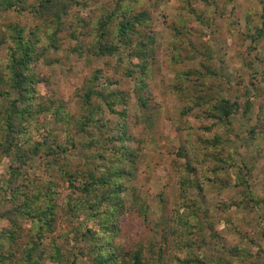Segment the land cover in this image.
<instances>
[{"label": "rangeland", "instance_id": "1", "mask_svg": "<svg viewBox=\"0 0 264 264\" xmlns=\"http://www.w3.org/2000/svg\"><path fill=\"white\" fill-rule=\"evenodd\" d=\"M78 1L83 5L73 8L69 20L79 40L64 28L59 35V50L50 49L36 65L39 75L47 80L39 88L47 98L62 103L73 122L85 114L79 89L96 71L101 72L99 86L109 80L115 83L109 89L129 95L126 109L131 140L127 145L138 159L130 181L134 193L121 196L127 211L118 243L125 248L141 244L146 255L153 258L151 264H161L151 249L155 251L163 243L161 234L177 208L176 167L183 163V156L188 158L199 150L200 138L214 137L222 130L223 122L208 120L205 110L210 108L208 101L212 98L223 97L233 105L237 103L233 106L236 113L224 122L231 133L223 136L229 141L221 147L223 157H231L232 162L217 176L207 172L212 180L199 181L201 192L191 189L188 195L198 206L193 222L203 227L214 256L235 260L228 252L241 244L249 253L254 250L247 239L235 233V227L242 235L257 240L264 253V35L255 42L251 39L264 29V0H122L136 12L146 10L149 15L147 26L137 28L141 38L152 40L144 75L135 69L139 62L128 52L98 56L90 50L94 24L120 0ZM31 17L15 11L0 13V27L14 23L29 29L35 25ZM79 41L82 45L77 49ZM4 55L5 47H0V60ZM128 69L133 71L131 76L124 74ZM195 96L205 102L198 104ZM139 97L147 100V108L138 105ZM105 117L112 123L119 119L108 113ZM72 125L69 131L75 134ZM253 131L257 134L252 135ZM66 139L67 135L59 132L58 141L67 144ZM84 160L83 152L76 147L67 165L75 169ZM10 165L9 159L0 164V209ZM31 167L34 174L43 177L44 166L39 160ZM96 167L101 169L103 165L98 161ZM215 228L219 240L213 238ZM67 229L68 223L61 217L55 235ZM61 242L58 240V244ZM83 244L79 241L78 245ZM164 256L168 259L169 253ZM254 261L251 258L250 264ZM257 261L264 264V255Z\"/></svg>", "mask_w": 264, "mask_h": 264}, {"label": "trees", "instance_id": "2", "mask_svg": "<svg viewBox=\"0 0 264 264\" xmlns=\"http://www.w3.org/2000/svg\"><path fill=\"white\" fill-rule=\"evenodd\" d=\"M81 5L78 0H0V13H27L35 20L29 29L14 23L0 27V47H5L4 58L0 60V164L3 160L11 161L6 187L1 191L0 264L153 261L143 245L125 248L118 243L127 211L121 196L134 193L130 181L138 159V154L127 145L131 140L126 109L129 95L109 89L115 84L109 80L99 86L102 77L96 71L79 89L85 114L73 122L63 104L47 98L39 88L47 80L39 75L36 65L50 49L59 50V35L64 28L70 29L74 40H79L69 18L73 16V8ZM132 7L120 0L112 11L102 14L90 34V50L98 56L128 52L139 62L135 69L144 75L152 40L141 38L137 28L147 26L149 15L146 10L136 12ZM262 24L264 28V20ZM257 32L252 42L264 35V29ZM78 43L77 49L82 45ZM124 74L131 76L133 71L128 69ZM194 100L198 104L205 102L201 96H195ZM137 101L147 108V100L139 97ZM208 102L211 105L205 110L206 118L222 121V130L214 137L200 138L199 150L188 158L183 156V163L177 165V208L161 234L163 243L151 252L161 264H250L251 258L257 264L264 255L257 240L242 235L235 227V233L247 239L254 250L249 253L246 246H235L228 252L235 260H225L211 254L212 246L203 234V227L193 222L198 206L196 199L188 195L191 189L201 192L199 181L212 180L206 176L207 172L217 176L232 162L231 157L228 160L223 157L221 147L229 141L223 136L231 133L224 122L236 113L233 106L237 103L233 105L223 97ZM106 113L119 119L112 123ZM71 125L79 138L69 131ZM59 132L67 135V144L58 141ZM254 134L257 132L253 131ZM76 147L85 160L70 169L68 156ZM179 152L181 155V149ZM36 160L44 166L43 177L33 173L31 164ZM98 161L103 165L101 169L96 167ZM180 209H184L181 214ZM61 217L66 219L68 229L55 235ZM261 221L264 238V216ZM214 231L213 238L219 240L218 230ZM170 239L172 243L168 244ZM58 240L62 242L58 244ZM79 241L84 244L79 246ZM166 252L168 259L164 256Z\"/></svg>", "mask_w": 264, "mask_h": 264}]
</instances>
